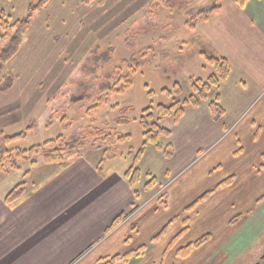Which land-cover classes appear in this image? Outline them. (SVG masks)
<instances>
[{
    "label": "crops",
    "instance_id": "1",
    "mask_svg": "<svg viewBox=\"0 0 264 264\" xmlns=\"http://www.w3.org/2000/svg\"><path fill=\"white\" fill-rule=\"evenodd\" d=\"M196 30L218 47L219 57L229 62L230 75L213 101L188 108L170 130L171 136L159 140L186 138V117L194 125L203 122L198 141L215 148L209 166L192 178L189 174L178 179L191 161L189 156L195 155L189 149L179 153L174 146L176 160L168 167L140 165L148 175L156 174L151 178L155 189L156 171L166 179L157 197L147 200V193L131 185L128 172L133 165L123 158L84 155L62 166L45 164L43 173L37 169L24 179L28 190L15 203L5 202L13 188H0V264H99L143 247L138 256L120 264H232L249 248L252 254L258 252L264 244V106L259 109L264 105V0H251L244 7L236 0H224L220 13ZM216 97L224 111L218 121L209 108ZM256 102L254 119L239 122ZM149 145L147 149L152 148ZM154 148L155 160L162 161L161 149ZM196 176L201 179L197 186ZM231 178V185L221 187ZM204 207L207 215L195 230L210 239L182 259L179 251L196 242L189 236L195 215ZM122 214L127 217L106 234ZM254 244L256 248H251Z\"/></svg>",
    "mask_w": 264,
    "mask_h": 264
},
{
    "label": "rangeland",
    "instance_id": "2",
    "mask_svg": "<svg viewBox=\"0 0 264 264\" xmlns=\"http://www.w3.org/2000/svg\"><path fill=\"white\" fill-rule=\"evenodd\" d=\"M213 1L50 0L33 18L20 53L0 72V85L7 76L15 77L6 92L0 91V134L13 137L32 129L26 139L11 144L8 149L26 151L58 137L70 141L77 135L82 138L85 156L100 158L110 154L133 165L145 141L140 124L144 112L149 108L156 111L161 105L170 106L176 96L182 101L193 94V86L198 80L204 83L212 75L218 76L216 67L206 60L207 57H219L218 47L201 33L195 35L191 31L205 23L196 19L197 10ZM223 1H218V6ZM30 2L0 0V17L5 12L13 21H18L25 17ZM131 83L124 94H112L109 103L100 111L87 115L99 99ZM176 84L182 87L181 92L173 89ZM105 87L111 91H103ZM164 90L172 91L173 96L164 94ZM216 90L213 88L209 94L211 101ZM73 98L88 102H74ZM256 105L259 104L256 102L239 122L252 121L258 113ZM263 106L260 104L259 109ZM118 120L130 122L120 124ZM188 121L186 117L183 122L189 131L186 138L176 137L171 142L158 140L162 161L155 160L153 144L149 145L150 150L145 147V154L138 159L135 169L139 171L140 168L143 173L139 174L134 188L140 187L147 193L144 194L148 195L147 200L157 197L159 187H163L159 185L165 184L166 179L161 170L153 169L158 176V188L145 192V185L156 174L148 175L140 165L144 168L151 164L168 167L176 160V156L172 158L176 147L179 153L189 149L195 155L193 159L189 156L191 161L178 179L189 174L192 178L197 170L209 166L215 148L208 149L210 145H201L198 141L205 125ZM174 124V116H170L163 127L171 130ZM122 136L130 139L118 141ZM109 138L112 139L110 142ZM74 152L72 154L76 156L78 151ZM45 168L42 156L23 160L16 159V155L9 157L4 169L0 167V188L14 189L25 183L24 179L33 171L38 169V173H43ZM200 176L195 177L196 186L201 184ZM206 207L201 208L200 215L196 214L193 219L189 237L196 242L208 235H199L195 230L199 228L201 218L207 215ZM261 238L264 239V234ZM263 248L264 244L255 254L249 248L232 264H245L256 259Z\"/></svg>",
    "mask_w": 264,
    "mask_h": 264
},
{
    "label": "trees",
    "instance_id": "3",
    "mask_svg": "<svg viewBox=\"0 0 264 264\" xmlns=\"http://www.w3.org/2000/svg\"><path fill=\"white\" fill-rule=\"evenodd\" d=\"M218 1L215 0L211 4L199 8V15L196 17L198 21L208 22L210 19L215 17L221 11V6H218ZM249 0H237V4L240 7H244L245 4ZM50 2V0H31L28 5L27 12L24 18L13 21L10 16H7L5 12H2L0 17V72L8 65L21 51L23 44L25 42V38L27 37L31 22L33 18L38 14L43 8ZM192 13H195L194 11ZM191 31L196 35V28L193 27ZM112 51V50H111ZM109 53H107L106 57ZM106 60V59H105ZM207 63L216 67L218 76L212 75L206 82H202L198 80V82L193 86V94L188 98H185L181 101L180 98L176 96L170 106H159L156 111L152 108L147 109L144 112V116L140 120V124L144 129V143L142 149L138 152L135 157V161L133 167L128 172V175L131 177V185L134 187L136 181L139 180V171L135 169L136 163L140 156L143 154L145 147L149 144L156 145L159 147L158 140L162 136L169 137L171 136V131L163 127V123L166 118L170 116H174V123L177 124L181 118L184 116L186 109L188 108H198L203 105L205 102H208L209 94L212 92L213 88H219L222 83H224L229 75H230V65L226 59H221V57L216 58H206ZM14 76H7L3 83L0 85V91L6 92L14 81ZM131 84L122 85V89H115L114 92L110 90V88L105 87L103 91H111L109 95H107L103 99H99L98 104L91 108L88 112V116L95 115L98 111H100L105 105L109 103V96L112 94H124L127 89L131 87ZM181 86L176 84L174 86V90L181 92ZM164 94L168 96H173L172 91L164 90ZM175 95V94H174ZM74 102L79 101H87V99L81 98H73ZM90 100V99H89ZM219 97H216L214 102L209 103V108L211 110L212 116L215 120H220V118L224 115L223 109L218 104ZM115 108V107H114ZM156 118V119H155ZM118 120L117 122H119ZM130 120L120 121V124H128ZM118 123V124H119ZM32 131L31 127L26 131V133H21L19 135L8 137L3 133L0 134V167L4 169L6 160L9 157L15 156L16 159L23 160L25 158H34L37 156H42L45 164H60V166L64 165L67 157H70L67 162H70L75 159H80L84 156L85 146L83 145L82 138L74 135L70 141H66L63 137H58L55 140L46 142L42 145L35 146L29 150L21 151L17 150L15 152L10 151L8 147L18 141H22L27 138L29 133ZM109 142L112 140L109 138ZM129 136L118 137V141L124 142L129 140ZM78 151L76 156L72 153L74 151ZM75 151V152H76ZM74 152V154H75ZM16 153V154H15ZM66 162V163H67ZM35 165V164H33ZM101 167V166H100ZM99 167V168H100ZM15 170V166H13ZM101 170V168L99 169ZM233 179H229L228 181L221 184L222 186L231 185ZM156 186L155 179H151V181L145 186V190H152ZM28 186L23 183L18 185L14 189L10 191L7 195L5 202L8 205L15 203L20 200L27 192ZM213 192H209L205 194L201 199H199L192 207L189 208V211L194 210L200 204L204 203ZM138 196V193H135ZM127 217V214H122L118 217L114 223L108 228L106 234L112 232L116 229L122 221ZM164 236L163 234L159 235L156 240H160ZM210 239L209 235L204 236L197 242L187 246L184 249H181L178 253V256L182 259L189 257L195 250L199 249L201 246L206 244ZM145 247L141 248L137 252L129 253L124 256H115L105 261L100 262L99 264H120L121 262H126L129 258L138 256L139 253L143 252Z\"/></svg>",
    "mask_w": 264,
    "mask_h": 264
},
{
    "label": "flooded vegetation",
    "instance_id": "4",
    "mask_svg": "<svg viewBox=\"0 0 264 264\" xmlns=\"http://www.w3.org/2000/svg\"><path fill=\"white\" fill-rule=\"evenodd\" d=\"M245 264H264V248L259 252L256 259L247 261Z\"/></svg>",
    "mask_w": 264,
    "mask_h": 264
}]
</instances>
